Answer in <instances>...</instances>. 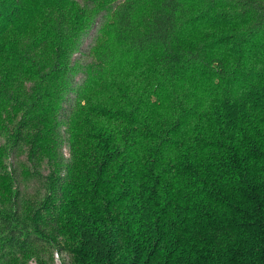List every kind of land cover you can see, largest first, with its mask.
Segmentation results:
<instances>
[{"label":"trees","instance_id":"obj_1","mask_svg":"<svg viewBox=\"0 0 264 264\" xmlns=\"http://www.w3.org/2000/svg\"><path fill=\"white\" fill-rule=\"evenodd\" d=\"M59 255L264 264V0H0V264Z\"/></svg>","mask_w":264,"mask_h":264},{"label":"rangeland","instance_id":"obj_2","mask_svg":"<svg viewBox=\"0 0 264 264\" xmlns=\"http://www.w3.org/2000/svg\"><path fill=\"white\" fill-rule=\"evenodd\" d=\"M93 36H94V30H92V31L88 34V36L85 37V38L83 39L82 46H81V49H82L83 51H85V50L87 49V47L91 44ZM76 57H79V56L77 55ZM76 80L79 81V80H80V76H77V77H76ZM43 173L45 174L46 171H44ZM32 188H33V185H32L31 183L28 184V191H32ZM58 257H59V260L61 259V256H60V255L57 256V259H56V261L54 262V264H60V263H59V260H58ZM31 263H32V264H36V263H34V262H31Z\"/></svg>","mask_w":264,"mask_h":264}]
</instances>
